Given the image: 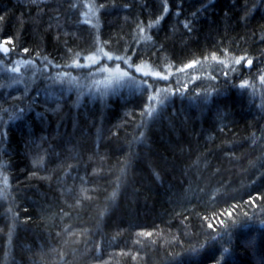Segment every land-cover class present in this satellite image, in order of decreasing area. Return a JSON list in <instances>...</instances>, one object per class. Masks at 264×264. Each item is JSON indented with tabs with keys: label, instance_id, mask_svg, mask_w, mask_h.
<instances>
[{
	"label": "trees",
	"instance_id": "1",
	"mask_svg": "<svg viewBox=\"0 0 264 264\" xmlns=\"http://www.w3.org/2000/svg\"><path fill=\"white\" fill-rule=\"evenodd\" d=\"M0 17V264H264V0H0ZM100 49L168 79L80 96Z\"/></svg>",
	"mask_w": 264,
	"mask_h": 264
},
{
	"label": "rangeland",
	"instance_id": "2",
	"mask_svg": "<svg viewBox=\"0 0 264 264\" xmlns=\"http://www.w3.org/2000/svg\"><path fill=\"white\" fill-rule=\"evenodd\" d=\"M93 56V55H91ZM96 56V60L98 62L96 63H93V61L87 59L85 61L84 64H82L83 66L87 67V68H90L91 69V72L88 74L89 76L86 77V79L88 80L87 82V85L86 87H84L81 91H80V96H82L83 94H91L93 96H99V97H105L107 96L108 94H110L111 92L113 93L114 91L117 92L118 89L122 88V87H125V88H134V89H139L141 87H144V86H150V89H151V85H149L148 83H143V81H146L145 79H142L140 78L139 76H142V77H150L152 75H148V76H145L143 75V72L145 71H150L148 70V68L146 69V67H141L142 71L141 72H137L136 69H135V73L137 74L136 75H131L128 71H126L125 69H122L120 66V71H126L129 73V75L131 77H133L134 79H122L119 83H116L114 82V78L116 76H118L119 74L115 71L116 67H117V63H112V64H105L103 62H100L101 59H107V57L104 56V54L102 53V51H99L97 54H95ZM105 59V61H106ZM79 65V64H78ZM15 66V65H14ZM93 67V68H92ZM106 69V70H105ZM18 73V72H17ZM112 78L113 79V82H109V79ZM80 77H73L72 78V81L73 83H75L76 85H78L80 82ZM66 81L69 82V80L67 79H64ZM71 83V82H70ZM74 85L71 86L68 85L69 87H67L68 89L69 88H73V89H78L77 86ZM151 95H156L155 93H152ZM165 94L163 95H159L158 99L159 100H162L165 98ZM151 103H155V102H150L149 106H151ZM159 103H156L155 104V107L158 105Z\"/></svg>",
	"mask_w": 264,
	"mask_h": 264
},
{
	"label": "snow or ice",
	"instance_id": "3",
	"mask_svg": "<svg viewBox=\"0 0 264 264\" xmlns=\"http://www.w3.org/2000/svg\"><path fill=\"white\" fill-rule=\"evenodd\" d=\"M101 7H103V5H101ZM168 11H169V9H168L167 3H165L164 8H163V12H164V13H167ZM161 18H162V17H161ZM2 19H3V17H0V20H2ZM156 23H159V20H157ZM152 26H153L152 24H149V25H148V27H152ZM185 26L187 27V25H185ZM139 31H140V33H144L145 29H144L143 27H140ZM12 44H13V40H12V38H8V39L3 40L2 42H0V53H3V54H5V55H7V54L9 53V51H10L8 45H12ZM24 51L27 52L28 50H27V49H24ZM99 51H103V50L100 49ZM103 54H104V56L107 57L109 60H112V59H115V60H121V59H123V57H120V56H112V55H109L107 52H104ZM87 59L93 61V63L98 62V61L96 60V56H95V55H93V56H89V57H87ZM206 59H207V58H206ZM212 60H216V61H218V63H220V64H225V61H224V60H218V57L215 56V55L212 56ZM244 60H245V57L242 56V57H239V58L234 59L233 62H234L235 64L239 65V64H240L242 61H244ZM23 63H25V64H30L31 61H24ZM125 63H128V61L125 60ZM246 63H247V65H251V64H252V60H247ZM85 66H86V65H85ZM225 66H227V65H225ZM129 67H131L130 64H129ZM192 67H194V64H187V65H185V68H192ZM9 70L12 71V72H19V68H18V67H12V68H10ZM105 70H106V69H105ZM183 70H184V69H179V71H183ZM115 71L119 74L118 76H116V77L114 78V82H116V83H119L122 79H125V78H127V79H134L133 77H131V76L129 75L128 72H126V71H120L119 65H117ZM136 71H137V72H141V71H142L141 67L138 66V67L136 68ZM143 75H145V76L152 75V76H154V77H160V78H162V79H168L167 76H162V77H161V76H160V73L157 72V71H145V72H143ZM260 79H261V82L264 83V75H262V76L260 77ZM109 82H110V83L113 82V79L110 78V79H109ZM143 83H147V81H143ZM246 85H247V82H245L244 84H242L241 87H245ZM158 97H159V92H158V91H157L156 95H151V96L148 97L149 102H155V103H151V106L148 107V108L145 110L146 115H147L148 117H152L153 114L155 113V111H156L155 104H156V103H163V101H162V100H159ZM143 114H145V113H142V115H143ZM4 183H5V186H6V185H7V177L4 178ZM258 198H259V197H257V199H258ZM234 207H235V206H234ZM227 215H228L229 217H231V216H232V213H231V212H228ZM245 215H247V214L245 213ZM219 222H220L221 226H223L224 223H225L223 220H220ZM234 223H235V222H234ZM208 228L211 229L212 232H216V231H217V229L214 227L213 223H209V224H208ZM141 235L149 236V235H151V233H141ZM212 239H215V237H212ZM227 251H228V249L225 248V249H224V252H227ZM216 264H219V261H217Z\"/></svg>",
	"mask_w": 264,
	"mask_h": 264
}]
</instances>
